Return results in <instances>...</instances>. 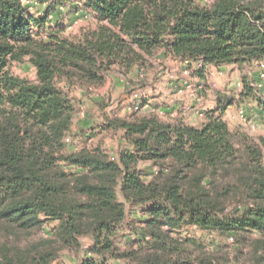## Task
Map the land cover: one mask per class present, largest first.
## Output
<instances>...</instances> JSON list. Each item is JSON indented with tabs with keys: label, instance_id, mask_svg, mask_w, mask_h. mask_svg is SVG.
<instances>
[{
	"label": "trees",
	"instance_id": "obj_1",
	"mask_svg": "<svg viewBox=\"0 0 264 264\" xmlns=\"http://www.w3.org/2000/svg\"><path fill=\"white\" fill-rule=\"evenodd\" d=\"M81 14L93 25L67 33ZM168 58L204 80L210 67L263 62L264 0H0V264H64L63 252L78 254L87 237L77 264H221L189 227L251 240L264 260V135L230 128L231 96L204 110L201 126L187 108L150 112L151 97L134 94ZM25 62L34 80L12 69ZM114 72L130 110L107 117L126 141L117 157L90 136L70 137L76 106L67 90H93ZM252 83L242 77L241 98L258 96L263 112ZM137 208L144 231L121 250Z\"/></svg>",
	"mask_w": 264,
	"mask_h": 264
},
{
	"label": "rangeland",
	"instance_id": "obj_2",
	"mask_svg": "<svg viewBox=\"0 0 264 264\" xmlns=\"http://www.w3.org/2000/svg\"><path fill=\"white\" fill-rule=\"evenodd\" d=\"M202 1L207 2L209 0ZM65 11L61 9L63 14L62 17L60 15V18L68 22L70 17L66 15ZM91 25H93V20L81 14L71 19L67 33L79 34L82 29ZM12 69L18 75L35 79L34 68L28 62L14 63ZM260 70L259 62L245 65L242 68L237 66L210 67L204 80L199 77L194 65L191 67L187 63L168 58L164 59L163 62H155V67L151 70L148 80L150 85L139 88L141 90L137 92L151 97L153 106L160 108L163 113L172 107H174L175 112H178L179 108H187V114L190 116L194 114L192 120L198 124L203 119L197 114L198 110L204 111L210 107H215L219 99H225V96L234 97L236 103L224 115V119L231 129L243 128L251 136L258 137L264 135V115L251 106L259 104L258 96L243 100L241 90L243 87L242 77L246 76L249 81H254L257 79ZM186 83H191V87H186ZM67 90L74 99L76 106L70 137H76L77 140L76 135H80L81 138L90 136L92 143L101 144L111 157H117L118 152L126 146V141L121 130L106 128V123L107 117L110 118L115 112H119V115L123 116L130 111L128 108H121L122 102L129 94L123 78L114 72L108 77L105 85L93 88V90L87 91L82 86H74ZM249 106L252 109L248 108ZM241 108L245 109L248 118L256 123V129L250 128L251 126L249 127L240 117L239 110ZM147 109L149 108L145 107L144 111ZM139 167L145 171H152L149 162H141ZM120 199L122 200L121 196ZM143 217V211L140 208L128 211L125 227L119 241L121 250L136 245V240L144 231V224L141 219ZM188 229L191 237L204 244V249L214 253L221 264H264V260L259 261L262 254L255 252L251 240H243L239 243L237 238L231 234L202 231L194 227ZM39 235L42 233L40 232ZM231 237L234 239L232 240ZM91 245L92 240L90 238L82 239V249L78 254L70 251L63 252V263L77 264L79 256H83ZM195 247V245L190 246L192 250L196 249ZM196 250H194L195 253L198 252ZM114 263L135 264L124 259L114 261Z\"/></svg>",
	"mask_w": 264,
	"mask_h": 264
},
{
	"label": "built area",
	"instance_id": "obj_3",
	"mask_svg": "<svg viewBox=\"0 0 264 264\" xmlns=\"http://www.w3.org/2000/svg\"><path fill=\"white\" fill-rule=\"evenodd\" d=\"M195 66L196 67H201L202 66V63L199 62V63H195ZM259 66L261 67V70L260 72L258 73V76H257V79H255L252 83L253 87L255 88V90L257 91V93L260 95V97L263 99L264 101V61L263 62H259ZM191 83H186V87L190 88L191 87ZM141 97V93L139 92H136L134 94V98L135 99H138ZM247 109V108H246ZM150 112H153V113H157L158 115L160 116H163L164 113L163 111L158 108V107H151L150 108ZM247 111H245V109L241 108L239 110V115L240 117L243 119V121L252 129H256V123L254 121H252L251 119L248 118L247 116ZM197 114L201 117H204L205 116V112L203 110H198L197 111ZM262 115H264V110L262 112ZM69 139L67 138V141Z\"/></svg>",
	"mask_w": 264,
	"mask_h": 264
},
{
	"label": "crops",
	"instance_id": "obj_4",
	"mask_svg": "<svg viewBox=\"0 0 264 264\" xmlns=\"http://www.w3.org/2000/svg\"><path fill=\"white\" fill-rule=\"evenodd\" d=\"M226 67H228V66H222L221 68H226ZM218 68H220V67H218ZM219 103V102H218ZM250 105H251V103H250ZM233 106V105H232ZM232 106H229V108L227 109V111H226V113H228V111L232 108ZM251 106H253V109L255 108V110L256 111H258V107L254 104V105H251ZM216 107V106H215ZM215 107H210V108H208V109H206V110H210V109H212V108H215ZM174 107H172V108H169V109H166V113H164V115L162 116V118H168V117H175L176 115H177V112H175V110L173 109ZM248 108H251L250 106L248 107ZM177 109V108H176ZM252 109V108H251ZM173 110V111H172ZM260 112V111H259ZM225 113V114H226ZM165 116V117H164ZM188 116H190V114L188 115ZM194 114H192V116H190L189 117V120H190V122L192 123V124H195V125H197V126H201L202 125V123H203V119H201L200 120V123L198 124V122H195V121H193L192 120V118H194Z\"/></svg>",
	"mask_w": 264,
	"mask_h": 264
}]
</instances>
